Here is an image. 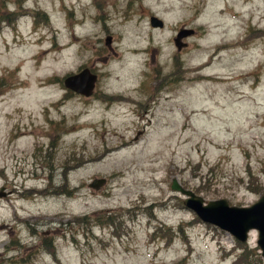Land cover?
<instances>
[{
	"label": "rangeland",
	"instance_id": "obj_1",
	"mask_svg": "<svg viewBox=\"0 0 264 264\" xmlns=\"http://www.w3.org/2000/svg\"><path fill=\"white\" fill-rule=\"evenodd\" d=\"M0 11L20 14L0 23V155L16 157L11 190L35 192L0 199V240L33 224L22 264H264L255 233L239 245L170 190L236 208L264 193V0H13ZM180 30L195 35L177 51ZM85 69L95 96L64 101L63 80ZM47 121L61 135L41 172L27 155L48 143L37 138ZM17 122L34 128L14 138Z\"/></svg>",
	"mask_w": 264,
	"mask_h": 264
},
{
	"label": "water",
	"instance_id": "obj_2",
	"mask_svg": "<svg viewBox=\"0 0 264 264\" xmlns=\"http://www.w3.org/2000/svg\"><path fill=\"white\" fill-rule=\"evenodd\" d=\"M148 24L151 29L163 28L162 22L155 17H150ZM192 35V30L178 31L172 41L176 50L182 48L180 40L190 38ZM95 80L87 70H82L76 75L66 77L63 85L67 90L87 98L93 90ZM102 184L104 182L101 180L93 181L89 188L96 190ZM170 190L183 198L182 207L191 212L201 224L225 233L236 243L247 244L250 234L255 233V246L264 261V193L251 206L236 208L221 200L204 203L199 197L182 190L175 181L171 182Z\"/></svg>",
	"mask_w": 264,
	"mask_h": 264
},
{
	"label": "flooded vegetation",
	"instance_id": "obj_3",
	"mask_svg": "<svg viewBox=\"0 0 264 264\" xmlns=\"http://www.w3.org/2000/svg\"><path fill=\"white\" fill-rule=\"evenodd\" d=\"M96 1L97 0H91V8H93L94 6H96ZM0 3L2 4L0 6V9H5V11H7V7L10 4H13V0H0ZM116 5H118V3H116ZM33 17L35 19V23L37 21H40V17L42 16L44 18V14L42 12H38L37 9H33ZM26 14V13H25ZM39 14L41 16H39ZM20 14H13L11 12H6L4 15L2 14V12L0 11V23L2 24H10V23H14L17 19L18 16ZM193 35H195V32H193ZM193 37V36H192ZM106 40H108L106 42ZM104 43L105 45H108L110 43V38H107ZM87 70V69H85ZM88 71V70H87ZM94 77V76H93ZM96 79V78H95ZM96 82V80H95ZM95 85V83H94ZM62 87L63 89H66L63 85L62 82ZM95 87H93V90L90 94V96H88L87 98L77 95L69 90L63 91L65 93L63 100L67 101L68 99H70L72 96H75L76 98H81V99H91L95 96V92H94ZM157 91H153V93H155ZM107 96H103L101 95L99 98L107 101ZM118 97H113V98H109L110 101L115 102H121L120 99H117ZM152 98L150 97L149 100H151ZM19 122H17L14 126H12L11 128H13L15 131H17L18 135L14 136V138H17V136L20 135V137H23L24 135L28 134H24L27 130H29L30 128H34L31 123L28 125H25L23 127H19ZM31 125V127H30ZM47 125L48 128H45V132L44 134H42V136H38L37 138L40 140H47L48 143L44 144V142H37L35 145H32V149H30V152L28 153V158L33 159L32 162L30 161V164L32 165V168L34 170H41L45 171L50 167L51 161H52V157H51V152L53 150H55L54 147V142L55 140H57L59 138L60 134V129L58 126H52V124L47 121ZM69 131H74V129L72 128ZM22 132V133H21ZM62 133V132H61ZM135 135L139 136L140 133H136ZM19 138V137H18ZM10 158V163L6 162L4 163V156L0 155V199H3L6 197H8L9 195H11L13 192H16L17 196L19 197L18 199H23L22 202H26L27 195L35 194V192L33 190L29 191V190H24L25 187H22L23 190L21 191H14L11 190L12 187L14 186V182L12 180L11 183H8V179H6V175H5V171H7V169H13L15 166V162L16 161V157L11 156L10 154L8 155ZM28 159L23 158V160H21L22 163L27 162ZM19 161V160H18ZM19 174V171L16 173ZM14 214V212H13ZM16 217V214H14ZM18 217H16L17 219ZM17 223L20 225L21 230H16V234L13 231H8V233L5 234V236L7 237L6 240L2 241L0 240V248L2 249V251L0 252V260L3 261V263L5 262L6 264H22V263H27L28 260L31 258V255L29 256V254L34 253L35 247L30 245L31 242L26 243L25 241H28L30 238V236L33 235L35 228H32L31 226H33V224H28L27 221L25 220H21L20 222L17 221ZM4 229V226L1 225L0 226V231H2ZM21 231V232H20ZM32 247L31 249L29 247ZM45 246V242L40 246L41 248H44ZM9 253H16L15 257L12 255H9ZM2 262H0L1 264Z\"/></svg>",
	"mask_w": 264,
	"mask_h": 264
},
{
	"label": "trees",
	"instance_id": "obj_4",
	"mask_svg": "<svg viewBox=\"0 0 264 264\" xmlns=\"http://www.w3.org/2000/svg\"><path fill=\"white\" fill-rule=\"evenodd\" d=\"M44 20V19H43ZM84 220V219H83ZM197 220V219H196ZM105 222H108V224H110V219L109 220H107V221H105ZM242 250H244V251H246V249H245V247L244 248H241ZM245 253L246 252H243V253H241L240 255H239V259L241 260V261H243V260H245ZM258 262H260V259H259V256L257 255V259H256ZM257 262V263H258Z\"/></svg>",
	"mask_w": 264,
	"mask_h": 264
}]
</instances>
